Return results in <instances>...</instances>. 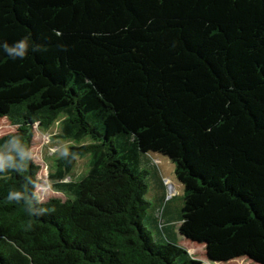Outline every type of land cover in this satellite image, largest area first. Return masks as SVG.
<instances>
[{"label": "trees", "instance_id": "1", "mask_svg": "<svg viewBox=\"0 0 264 264\" xmlns=\"http://www.w3.org/2000/svg\"><path fill=\"white\" fill-rule=\"evenodd\" d=\"M60 115L89 143L58 160L66 199L41 202L27 143ZM0 117L19 128L0 264H203L174 223L213 261L264 263V0H0ZM151 154L184 188L172 219Z\"/></svg>", "mask_w": 264, "mask_h": 264}, {"label": "rangeland", "instance_id": "2", "mask_svg": "<svg viewBox=\"0 0 264 264\" xmlns=\"http://www.w3.org/2000/svg\"><path fill=\"white\" fill-rule=\"evenodd\" d=\"M66 123V116L60 115L49 129H43L37 124H34L31 129L32 138L27 143V152L29 157L33 160V163L38 166L39 169L36 178L37 186L34 192L41 202H45L49 199H61L63 201L66 199L65 195L56 190L53 185L56 181L52 179V176L56 173L58 160L66 152L68 147L89 143L88 140L76 143L67 138H63L62 132ZM18 130L19 128L7 117H0V140L4 137L14 135ZM16 146V143L11 141L0 146V163L3 161H10V157H13L15 153ZM150 158L152 159V163L156 166L155 168L158 175L164 180L166 192L172 197L169 203V217L172 219L175 214L179 212V209H181L184 188L177 181L174 175V166L166 157L158 154H151ZM90 159V155H85L84 157H78L76 159L75 167L70 174L73 180H78L88 172ZM66 181H70V179L67 178ZM174 225V231L179 245L186 249L192 258L201 261L203 264H264L247 255L233 258L228 261H213L207 256L206 244L179 235V223H174Z\"/></svg>", "mask_w": 264, "mask_h": 264}, {"label": "clouds", "instance_id": "3", "mask_svg": "<svg viewBox=\"0 0 264 264\" xmlns=\"http://www.w3.org/2000/svg\"><path fill=\"white\" fill-rule=\"evenodd\" d=\"M16 47L22 50L24 48V44L23 43H20ZM5 51L8 52L10 55L12 53H16L17 55H23V52L22 51L17 52L16 51V48H8V47H5Z\"/></svg>", "mask_w": 264, "mask_h": 264}, {"label": "bare ground", "instance_id": "4", "mask_svg": "<svg viewBox=\"0 0 264 264\" xmlns=\"http://www.w3.org/2000/svg\"><path fill=\"white\" fill-rule=\"evenodd\" d=\"M170 189V188H169ZM172 190V189H171Z\"/></svg>", "mask_w": 264, "mask_h": 264}]
</instances>
